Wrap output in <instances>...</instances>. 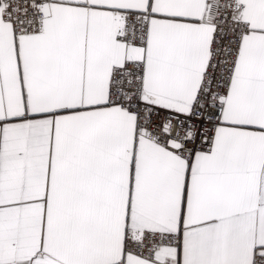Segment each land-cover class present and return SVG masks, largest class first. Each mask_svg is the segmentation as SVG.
<instances>
[{
  "label": "snow or ice",
  "instance_id": "obj_1",
  "mask_svg": "<svg viewBox=\"0 0 264 264\" xmlns=\"http://www.w3.org/2000/svg\"><path fill=\"white\" fill-rule=\"evenodd\" d=\"M0 264H264V0H0Z\"/></svg>",
  "mask_w": 264,
  "mask_h": 264
}]
</instances>
